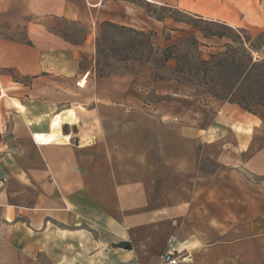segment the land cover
I'll return each mask as SVG.
<instances>
[{
    "label": "crops",
    "instance_id": "1",
    "mask_svg": "<svg viewBox=\"0 0 264 264\" xmlns=\"http://www.w3.org/2000/svg\"><path fill=\"white\" fill-rule=\"evenodd\" d=\"M148 1L264 31V0ZM129 5L121 17L107 11V0H0V27H22L27 36H0V102L16 117L0 139V264H157L170 238L193 264H264V114L220 107L242 113L243 133L223 124L221 113L208 127L175 119L162 103L138 96L154 81L97 76L94 39L76 44L39 22L60 17L93 32L99 22L136 28L129 15L138 10ZM88 44L101 142L96 134L83 140L82 107L55 111L59 102L38 98L57 78L82 75L77 49ZM10 84L38 96L19 102L8 96ZM210 160L213 170L200 166Z\"/></svg>",
    "mask_w": 264,
    "mask_h": 264
},
{
    "label": "rangeland",
    "instance_id": "2",
    "mask_svg": "<svg viewBox=\"0 0 264 264\" xmlns=\"http://www.w3.org/2000/svg\"><path fill=\"white\" fill-rule=\"evenodd\" d=\"M107 1L109 2L107 11L113 16L122 17L123 12L127 10L126 7L130 6L129 4L135 5L138 13H132L129 16L134 20L133 23L136 28L125 26L127 29H123L103 25L104 22H99L93 32L82 23L68 21L60 17L46 16L41 18L39 22L45 25L48 31L57 36L61 35L62 38L64 37L76 44L82 43L86 38L89 39V42L94 39V74L97 72L105 76L132 74L140 76L142 82L154 81L155 87L148 89L143 83L141 89H138V96L146 105L162 103L169 113L174 114L175 119L201 127H208L213 124L216 115L221 113L223 124L230 126L231 130L234 131H237L235 128L237 125L240 128L239 133L245 132L241 126L242 113L234 114V111L231 114L222 113L220 107L224 106L226 102L214 98L207 86L188 81L187 70L190 68V63H196L200 59L207 60L210 55L224 50L225 43H231L225 38L206 39L203 37L209 31L221 32L222 29L208 24L210 20H200L196 15L164 5H154L145 0ZM244 30L248 32V36L256 45L259 46L264 42V31L261 29L247 28ZM1 35L18 42L25 41L27 38L26 31L22 27L11 30L1 26ZM97 49L99 50L98 53ZM77 51L82 55L80 62L82 75L77 80L72 79L71 81L57 78L56 86H52L47 94L41 93L38 98L45 103L59 102L55 111L72 105L82 107L85 110L82 113L80 124L83 140L92 136L97 139L96 135H98V140L101 142L100 122L102 114L101 110H94L91 90L94 77L93 74L90 75L92 72L90 70L91 61L93 60V58L90 60V53L93 55V46L88 44L85 48H78ZM167 56H170V59L164 61ZM259 56L264 58V49L260 51ZM254 57L256 58L258 55L254 54ZM176 63L179 67H185L184 73L174 71ZM158 77L165 80H158ZM81 79L86 80L84 89L77 86ZM199 79L201 80V77ZM9 87L13 90L7 91L8 96L18 101L30 102L38 96L26 95L18 89L19 86L13 84H10ZM225 106L228 107L229 105ZM261 110L264 109H257L254 116L262 117L264 113ZM12 117H15V111L5 102H0V139L2 141H6L8 138L9 118L12 119ZM75 130L77 131V129ZM175 132L176 135L179 134L177 129ZM259 132L264 133V127ZM195 150L199 151V148ZM200 166L208 171L214 168L212 160L203 165L201 163ZM191 256V263L193 264L195 259L192 254Z\"/></svg>",
    "mask_w": 264,
    "mask_h": 264
},
{
    "label": "trees",
    "instance_id": "3",
    "mask_svg": "<svg viewBox=\"0 0 264 264\" xmlns=\"http://www.w3.org/2000/svg\"><path fill=\"white\" fill-rule=\"evenodd\" d=\"M198 18L202 20L201 17ZM208 24L222 31H209L204 38H225L233 44L227 42L224 44V50L210 55L209 59L190 63L187 70L188 81L207 86L214 98L255 115L257 109H264V58L259 56L260 51L264 49V42L256 45L244 29H234L225 23L213 21H208ZM103 25L127 29L110 22H104ZM98 51L97 49V53ZM254 54L258 57L255 58ZM168 59L170 56L165 57L164 61ZM184 70L185 67L175 64L174 71L184 73ZM96 75L105 76L98 72ZM157 79L165 80L162 77Z\"/></svg>",
    "mask_w": 264,
    "mask_h": 264
},
{
    "label": "built area",
    "instance_id": "4",
    "mask_svg": "<svg viewBox=\"0 0 264 264\" xmlns=\"http://www.w3.org/2000/svg\"><path fill=\"white\" fill-rule=\"evenodd\" d=\"M64 126V125H63ZM34 143H36L35 135L32 136ZM192 256L190 253L185 251H180L176 248L175 239L170 238L167 243L166 250L160 255L157 264H183L185 261H191Z\"/></svg>",
    "mask_w": 264,
    "mask_h": 264
},
{
    "label": "bare ground",
    "instance_id": "5",
    "mask_svg": "<svg viewBox=\"0 0 264 264\" xmlns=\"http://www.w3.org/2000/svg\"><path fill=\"white\" fill-rule=\"evenodd\" d=\"M36 140V139H35ZM36 143L38 144V142L36 141ZM188 262H190L189 260H187V261H185L183 264H185V263H188Z\"/></svg>",
    "mask_w": 264,
    "mask_h": 264
}]
</instances>
